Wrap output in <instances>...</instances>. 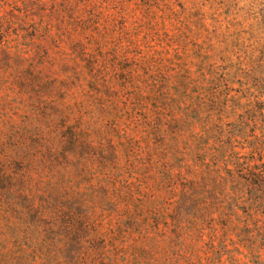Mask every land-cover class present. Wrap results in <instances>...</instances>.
<instances>
[{
  "label": "rangeland",
  "instance_id": "374dc122",
  "mask_svg": "<svg viewBox=\"0 0 264 264\" xmlns=\"http://www.w3.org/2000/svg\"><path fill=\"white\" fill-rule=\"evenodd\" d=\"M263 100L264 0H0V264H264Z\"/></svg>",
  "mask_w": 264,
  "mask_h": 264
},
{
  "label": "trees",
  "instance_id": "16d2710c",
  "mask_svg": "<svg viewBox=\"0 0 264 264\" xmlns=\"http://www.w3.org/2000/svg\"><path fill=\"white\" fill-rule=\"evenodd\" d=\"M249 112L252 115L249 117H259L264 124V100L253 102L250 105ZM249 117L248 119H250ZM243 124V121H240V126ZM232 131L233 129L229 128L227 132L232 133ZM255 154L256 152L251 151L247 156H238L237 153L232 152L228 160L232 159L231 165L235 166L234 171L230 169H226L225 171L239 185L237 188L238 194L245 193L249 195L250 199H254V207L258 210L261 205L256 203L261 198H264V163H262V154L258 153V157H255Z\"/></svg>",
  "mask_w": 264,
  "mask_h": 264
}]
</instances>
